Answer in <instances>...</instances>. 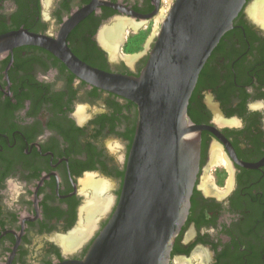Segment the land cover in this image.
<instances>
[{
	"label": "flooded vegetation",
	"instance_id": "flooded-vegetation-1",
	"mask_svg": "<svg viewBox=\"0 0 264 264\" xmlns=\"http://www.w3.org/2000/svg\"><path fill=\"white\" fill-rule=\"evenodd\" d=\"M253 1L189 99L188 115L203 127L199 173L170 264H264V23L249 14ZM162 3L0 0V36L55 41L68 27L64 44L79 62L136 76L147 53L129 66L121 45L132 26L152 29ZM117 23L125 28L111 56L101 37ZM136 120L133 102L79 78L43 46L0 51V264L83 259L118 202ZM95 186L110 206L90 213V233L68 243L86 227Z\"/></svg>",
	"mask_w": 264,
	"mask_h": 264
},
{
	"label": "water",
	"instance_id": "water-1",
	"mask_svg": "<svg viewBox=\"0 0 264 264\" xmlns=\"http://www.w3.org/2000/svg\"><path fill=\"white\" fill-rule=\"evenodd\" d=\"M245 2L170 0L144 52L132 55L135 62L147 53L136 76L79 62L64 44L68 27L55 41L0 36V51L21 43L43 46L79 78L137 107L118 202L77 264H170L199 173L203 127L190 119L189 99L207 58Z\"/></svg>",
	"mask_w": 264,
	"mask_h": 264
},
{
	"label": "bare ground",
	"instance_id": "bare-ground-1",
	"mask_svg": "<svg viewBox=\"0 0 264 264\" xmlns=\"http://www.w3.org/2000/svg\"><path fill=\"white\" fill-rule=\"evenodd\" d=\"M170 3V2H169ZM164 11L162 10V12L160 13L159 17H158V21L161 19V17L163 16ZM248 12L251 16H253L254 19L258 20L259 18L262 19V22L264 23V0H254L253 3L250 5ZM259 19V21H260ZM133 30L137 28V26H132ZM125 28V24L124 23H117L115 24L113 27L111 26V28L107 31H105L104 33H102V37H101V42L107 47V49L110 51V55L113 56V50L115 49V45H117L118 40H120V34L123 31V29ZM116 51V49H115ZM135 57L131 56V57H126V62L128 64H132L134 62ZM95 194L93 195L92 199L90 202H88V204H86V208L87 210H89L88 212V218H87V222H86V227L85 229H81L75 233H73L71 235V237L68 238V243H72V242H77L79 241L81 238L85 237L86 235H88L91 231V221H92V216L90 213H92L93 211H97V212H104L107 211V209L110 206V200L109 198H99L98 193L99 191L102 189L101 186L96 187L95 186ZM85 208V209H86ZM74 244V243H73Z\"/></svg>",
	"mask_w": 264,
	"mask_h": 264
},
{
	"label": "rangeland",
	"instance_id": "rangeland-1",
	"mask_svg": "<svg viewBox=\"0 0 264 264\" xmlns=\"http://www.w3.org/2000/svg\"><path fill=\"white\" fill-rule=\"evenodd\" d=\"M169 2H170V0H163L161 12H162V10L164 11L163 13L166 12L168 5H169ZM159 23H160V20L158 21V17H155L153 23L151 24L153 26L152 29H154V30H152L148 26L147 27L142 26L136 30L130 29L129 35L127 36V40L126 41L124 40L122 45H121L120 53L126 57H131L132 55H136V54L138 55V54L143 53L146 46L149 43V40L152 38L155 31L158 29ZM220 162H222V161H220ZM212 175H214L213 171L211 172L209 177H212ZM209 177H207V178H209Z\"/></svg>",
	"mask_w": 264,
	"mask_h": 264
}]
</instances>
